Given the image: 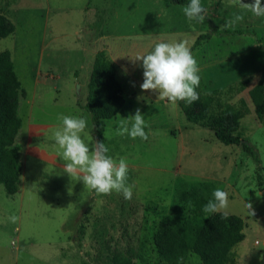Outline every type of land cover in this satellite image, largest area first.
<instances>
[{
	"label": "rangeland",
	"instance_id": "rangeland-1",
	"mask_svg": "<svg viewBox=\"0 0 264 264\" xmlns=\"http://www.w3.org/2000/svg\"><path fill=\"white\" fill-rule=\"evenodd\" d=\"M201 3L207 10L202 23L189 21L183 12L187 4L174 0H0V14L12 26L0 39V51L9 52L19 81L21 120L15 141L21 148L19 190L6 195L0 184V264H109L110 254L127 247L140 254L132 264H200L193 253L177 263L160 261L151 240L162 215L188 214L182 192L195 184H202L209 197L214 189L226 191L228 207L217 213L241 221L243 238L226 264H260L264 129L247 89L264 67V16L231 0ZM237 15L243 19L235 21ZM229 21L234 23L225 27ZM203 32L208 37L190 50L200 69L196 91L215 98L206 117L229 108L241 112L236 119L230 114L228 127L248 141L254 157L240 144L219 142L206 126L188 122L178 105L170 108L156 93L140 88L142 62L132 57L161 41L186 38L191 46ZM98 50L114 64L124 99L122 112L104 120L103 143L107 155L126 160L131 199L115 191L98 194L70 177L53 138L62 126L58 114H64L85 119L81 138L90 147L95 143L89 114L80 105ZM244 76L249 81L243 90L225 91ZM137 109L148 138L116 135L122 120L131 127Z\"/></svg>",
	"mask_w": 264,
	"mask_h": 264
},
{
	"label": "trees",
	"instance_id": "trees-1",
	"mask_svg": "<svg viewBox=\"0 0 264 264\" xmlns=\"http://www.w3.org/2000/svg\"><path fill=\"white\" fill-rule=\"evenodd\" d=\"M178 4H188L189 0H174ZM12 31L0 14V39ZM208 37L207 32L199 33L190 48ZM249 81L248 76L229 84L226 92L243 90ZM19 81L13 70L7 50L0 51V184L6 195L14 194L18 189L20 176L19 146L14 142L21 120L17 115ZM248 98L253 106L256 119L264 129V67L256 82L247 89ZM214 97L211 94H199V99L191 105L179 102L178 106L185 119L193 124L209 128L214 137L223 144H240L242 149L254 157L255 152L246 139L231 132L228 117L237 118L242 113L229 108L226 112L206 117ZM122 88L115 77L114 64L102 50L95 52L86 82V95L80 105L85 109L95 135V142H103L104 120L122 112ZM242 102V100H241ZM232 114V117L230 116ZM259 176V175H258ZM257 176V185L262 182ZM202 184L190 185L182 192L189 202L188 214L161 216L152 233V245L158 260L168 263L182 261L189 253L196 255L200 264H226L231 248L242 240V224L233 215L214 213L204 217L202 207L209 199L201 189ZM82 233V225L78 227ZM134 248L117 250L108 256L109 264H132L139 256Z\"/></svg>",
	"mask_w": 264,
	"mask_h": 264
},
{
	"label": "clouds",
	"instance_id": "clouds-1",
	"mask_svg": "<svg viewBox=\"0 0 264 264\" xmlns=\"http://www.w3.org/2000/svg\"><path fill=\"white\" fill-rule=\"evenodd\" d=\"M235 5L250 10L256 16H264V4L261 0L253 3H243L242 0H231ZM189 21L203 22L207 10L201 0H189L183 9ZM241 15L235 21L242 20ZM234 21L226 22L229 27ZM133 61H141L143 69V82L140 88L143 91L154 92L161 100H166L170 108H175L179 102L191 105L199 99L196 89L200 84V69L193 57L189 41L178 38L173 42H158L152 51L137 54ZM62 126L53 133L56 145L62 150V158L66 161L63 171L70 177L82 180L84 185L98 194L110 195L113 191L121 193L125 199L132 198V185L126 183L128 178V165L124 158L118 161L107 155L108 148L103 142L96 141L90 147L81 138L86 128V120L64 114L57 117ZM131 127L127 120H122L116 129V135L127 134L132 139L148 138L145 132V120L139 109L131 116ZM228 193L222 189H214L212 198L203 205L202 212L207 217L228 207ZM249 215L253 214L250 203H245ZM13 222L15 217L10 218Z\"/></svg>",
	"mask_w": 264,
	"mask_h": 264
},
{
	"label": "water",
	"instance_id": "water-1",
	"mask_svg": "<svg viewBox=\"0 0 264 264\" xmlns=\"http://www.w3.org/2000/svg\"><path fill=\"white\" fill-rule=\"evenodd\" d=\"M260 264H264V250H263L261 258H260Z\"/></svg>",
	"mask_w": 264,
	"mask_h": 264
},
{
	"label": "crops",
	"instance_id": "crops-1",
	"mask_svg": "<svg viewBox=\"0 0 264 264\" xmlns=\"http://www.w3.org/2000/svg\"><path fill=\"white\" fill-rule=\"evenodd\" d=\"M20 126H21V125H20ZM19 128H20V127H19ZM18 131H20V129H18ZM18 131H17V134H18ZM15 141H16V134H15V137H14V142H15ZM17 145H18V144H17ZM18 146H19V145H18ZM20 149H21V148L19 147V150H20ZM19 186H20V185H19ZM19 186H18V187H19ZM18 190H19V188L17 189V191H18ZM17 191H16V192H17Z\"/></svg>",
	"mask_w": 264,
	"mask_h": 264
}]
</instances>
